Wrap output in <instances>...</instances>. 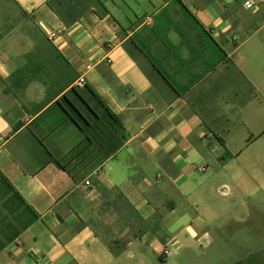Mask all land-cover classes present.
I'll use <instances>...</instances> for the list:
<instances>
[{
    "label": "crops",
    "instance_id": "1",
    "mask_svg": "<svg viewBox=\"0 0 264 264\" xmlns=\"http://www.w3.org/2000/svg\"><path fill=\"white\" fill-rule=\"evenodd\" d=\"M7 1L0 264H156L264 206V1Z\"/></svg>",
    "mask_w": 264,
    "mask_h": 264
},
{
    "label": "rangeland",
    "instance_id": "2",
    "mask_svg": "<svg viewBox=\"0 0 264 264\" xmlns=\"http://www.w3.org/2000/svg\"><path fill=\"white\" fill-rule=\"evenodd\" d=\"M9 7L7 0H0V13ZM209 233L207 244L182 247L156 264H264V206L224 213Z\"/></svg>",
    "mask_w": 264,
    "mask_h": 264
},
{
    "label": "built area",
    "instance_id": "3",
    "mask_svg": "<svg viewBox=\"0 0 264 264\" xmlns=\"http://www.w3.org/2000/svg\"><path fill=\"white\" fill-rule=\"evenodd\" d=\"M264 0H245L244 3H243V7L247 10H251L259 5H261L263 3ZM56 37V33L54 32H51L49 34V38L50 39H55ZM92 68V64H89L86 66V70H90ZM85 77L84 76H81L77 82H76V86L77 87H84L85 86ZM201 170H204V168H202ZM165 254L167 255L168 252L165 251Z\"/></svg>",
    "mask_w": 264,
    "mask_h": 264
},
{
    "label": "trees",
    "instance_id": "4",
    "mask_svg": "<svg viewBox=\"0 0 264 264\" xmlns=\"http://www.w3.org/2000/svg\"><path fill=\"white\" fill-rule=\"evenodd\" d=\"M109 116H110V117H111L116 123H119L118 119H117L114 115H112L111 113H109ZM87 141H88V140H87ZM89 143H90V141H89ZM89 143H88V144H89ZM86 147H87V145L84 146V147H82L81 149H79V150L75 153L74 157L80 155V154L86 149ZM71 161H72L71 159H69V160H67V161H65V160H63V159H57V160H55V163H56V165H57L58 167H60L61 169L67 171L72 177L76 178V174H75L76 167L73 166V165L71 164Z\"/></svg>",
    "mask_w": 264,
    "mask_h": 264
}]
</instances>
